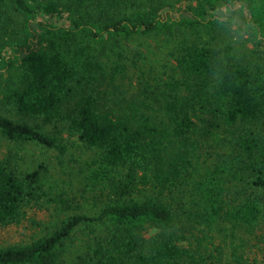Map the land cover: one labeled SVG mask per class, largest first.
<instances>
[{"label":"trees","instance_id":"obj_1","mask_svg":"<svg viewBox=\"0 0 264 264\" xmlns=\"http://www.w3.org/2000/svg\"><path fill=\"white\" fill-rule=\"evenodd\" d=\"M173 1L192 3L174 18L159 13L169 0H0V136L59 155L69 149L60 132L77 136L98 152L85 186L109 196L95 214L71 212L48 235L0 247V264H61V246L92 223L107 232L79 264H233L229 246L239 263L243 244L264 250V62L184 37L170 72L145 70L144 52L128 44L243 18L264 56V0ZM108 41L104 61L94 47ZM216 140L230 148L203 149ZM19 159L13 149L0 157L2 227L64 197L44 164L23 169ZM139 186L151 192L138 196Z\"/></svg>","mask_w":264,"mask_h":264},{"label":"rangeland","instance_id":"obj_2","mask_svg":"<svg viewBox=\"0 0 264 264\" xmlns=\"http://www.w3.org/2000/svg\"><path fill=\"white\" fill-rule=\"evenodd\" d=\"M172 5H166L159 13H171L173 17L180 16V12L187 8L192 1H177ZM241 25V30L237 29ZM188 37L190 39H198L202 42L219 43L222 45H232L239 58L249 64L263 63L264 56L255 51V44L250 39L251 31L246 27L243 18H240L235 24H221L213 32H209L205 28H187L182 26L175 31L173 36H166L169 39L165 41L164 36H144L133 41H128L131 54L137 50L144 52L143 63L147 64L145 70L154 68L155 71H171V63L173 57L169 53L176 49L179 41ZM250 37V38H249ZM125 40L123 43H126ZM115 47L110 41L104 44H95L94 52L104 61L110 57V51ZM175 52V51H174ZM168 62V63H167ZM15 118L17 115H12ZM50 128V127H49ZM61 136L66 140L69 149L66 154L59 155L58 152L51 148L42 147L34 143H14L0 136V157H6L9 150H14L20 156L19 163L23 169L32 170L39 164H44L47 168L49 180L54 184V192H63L64 197L57 199L55 202L43 201L41 204L28 208L25 218L19 224L8 226H0V247L17 243H29L42 236L48 235L54 231L62 218L71 212H86L95 214L99 211L108 196L107 190H90L89 186H85V171L88 167L95 166L98 157L97 149L87 147L77 137L70 135L67 131L62 130ZM204 146V150H209L213 154L215 150H228L230 148L226 140L209 141ZM218 142V143H217ZM206 153L199 158V165H203ZM148 187L139 186L135 188L134 193L138 196H144L150 193ZM187 199V198H185ZM183 200V199H182ZM182 200H173V206H177ZM210 231L218 239L223 240V245L227 246L229 241L228 232L226 235L218 226ZM107 228L101 224H83L79 226L61 246V264H79V257L84 253L88 246L94 241L95 237L106 234ZM155 233V229L146 231V236ZM239 243V241H236ZM229 257L233 264H264V250L262 244L256 240H252L250 244H243L238 252L242 254L239 263L231 258L232 249L229 246Z\"/></svg>","mask_w":264,"mask_h":264}]
</instances>
